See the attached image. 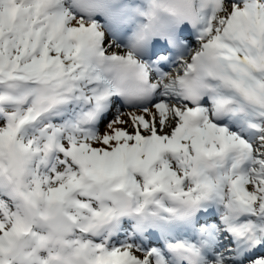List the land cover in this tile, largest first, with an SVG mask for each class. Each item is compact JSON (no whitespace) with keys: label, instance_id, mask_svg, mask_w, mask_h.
Returning <instances> with one entry per match:
<instances>
[{"label":"snow or ice","instance_id":"snow-or-ice-1","mask_svg":"<svg viewBox=\"0 0 264 264\" xmlns=\"http://www.w3.org/2000/svg\"><path fill=\"white\" fill-rule=\"evenodd\" d=\"M0 264H264V0H0Z\"/></svg>","mask_w":264,"mask_h":264}]
</instances>
